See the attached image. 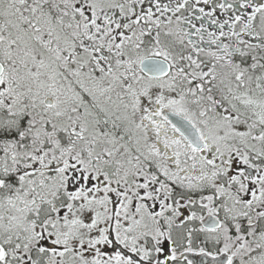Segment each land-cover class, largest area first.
<instances>
[{
    "label": "snow or ice",
    "instance_id": "obj_1",
    "mask_svg": "<svg viewBox=\"0 0 264 264\" xmlns=\"http://www.w3.org/2000/svg\"><path fill=\"white\" fill-rule=\"evenodd\" d=\"M0 264H264V0H0Z\"/></svg>",
    "mask_w": 264,
    "mask_h": 264
}]
</instances>
